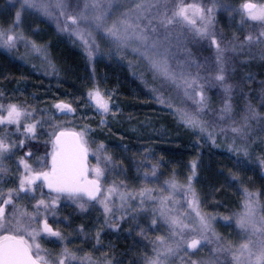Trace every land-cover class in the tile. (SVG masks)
Masks as SVG:
<instances>
[{
    "label": "snow or ice",
    "instance_id": "obj_1",
    "mask_svg": "<svg viewBox=\"0 0 264 264\" xmlns=\"http://www.w3.org/2000/svg\"><path fill=\"white\" fill-rule=\"evenodd\" d=\"M17 3L19 8L15 11L12 25L8 28L0 27V48L11 50L17 48L20 42H24L25 47L31 45L33 52H42L41 46L27 39L21 27L22 16L27 12L55 22L59 31L76 37L89 60L100 50L98 36L110 46H114L117 53H126L131 49L136 59L144 62L145 69L152 74L153 80H159L160 88H153V91L158 93L159 103L172 108L186 127L200 134L206 133L207 139L211 140L214 146L217 144V127L220 133L230 130L234 135L228 150L250 158L249 148L244 144L237 146L236 139L247 138L250 135L251 122L264 120V115L249 102L240 120L235 118L232 103L233 85L226 82V66H231L233 61L226 53L238 55L246 46L251 52V46L255 44L260 49L259 58L264 60V2L243 0L238 9L218 5L215 0L208 7L200 3H190L188 0H132L131 3L125 4H118L117 0H83L82 4L81 0H73L71 4L69 0H17ZM218 7H224L229 15L238 12L240 25L258 27V33L253 35L249 32L243 40L239 35L233 34L231 40L222 46L223 38L218 37L213 30ZM189 40H209L215 48L214 81L219 83L225 95L218 113V122L212 125L204 118L206 112L211 111L204 83H201L199 73L193 75L188 71L195 63L187 47ZM174 47H181L189 53L183 63L177 62L178 67L172 65ZM108 54L111 55V47ZM44 58L47 59V56ZM253 58L255 57L250 55L246 59ZM49 67L55 70L51 63ZM231 71L234 72L235 67H231ZM161 89H167V97ZM173 92L177 93L176 97L172 96ZM261 93L264 95V86ZM87 97L91 102L88 106L94 105L98 113L106 115L111 112V94L102 92L98 85L88 90ZM189 99L195 105L194 109L187 104ZM174 100H179L180 103H174ZM54 107L65 114L76 111L72 104L64 101L55 103ZM31 118L32 113L16 103H0V173L8 172L3 165L4 161L14 154L13 150L23 147L25 139L35 138L39 121L28 122ZM222 121H227L226 126L219 125ZM105 124L106 121L101 119L100 125ZM10 126H15L16 133H21L22 130L25 139L12 140L7 131ZM87 135V125L80 131L52 125V131L49 133L52 150L46 154L50 155V161L38 158L34 168L21 158L19 164L23 166L24 171L18 176V184L6 190L0 186V264H114V257L106 256L104 260H94L89 252L84 251L83 255H80L67 244H64L55 256L42 248L39 242L42 234L60 241L65 239L59 230L51 226L46 215L43 219L39 218L49 209L54 210L61 198L71 201L81 212L100 205L103 208V224L114 230L118 229L120 221L125 219L127 209L145 212L148 210L146 203L151 201V222L156 225L157 218L162 220L168 226V236H156L152 241L153 254L145 255L143 264H173L172 258L178 256L181 264H264V203H261L260 194L247 187L242 189L240 210L224 219L234 218L243 238L239 243L225 240L213 227L215 216L201 211L198 195L192 184L198 167L196 161L191 162V174L186 178L185 184L178 182L175 172L165 181L168 189L175 191L185 188L191 196L187 201L190 211L181 212L174 206L171 193L168 196H154V189L149 187L122 191L115 182L105 187L102 180L106 176L108 166L114 162L101 143L96 152L103 153V160L97 155L96 164L90 165ZM27 155L30 156L31 153ZM259 164L264 168V158L259 160ZM159 166L152 164V177H156ZM148 175L145 171V180ZM232 179L237 177L233 175ZM2 183L0 179V185ZM44 188L48 190L47 193L43 191ZM117 196L120 201L119 208L122 210L119 217L113 211ZM137 197L139 203L133 206L130 202ZM24 199L35 201L32 212L19 204V201ZM131 219L135 221L137 217L132 216ZM34 224L40 227H33ZM84 231V226L81 225L79 232ZM142 233L141 228L138 234ZM95 241L97 245L101 243V230L96 231ZM208 245L213 246L209 258H192L196 252ZM181 253L183 256H180Z\"/></svg>",
    "mask_w": 264,
    "mask_h": 264
},
{
    "label": "trees",
    "instance_id": "obj_2",
    "mask_svg": "<svg viewBox=\"0 0 264 264\" xmlns=\"http://www.w3.org/2000/svg\"><path fill=\"white\" fill-rule=\"evenodd\" d=\"M1 2L0 27L8 28L13 23L16 8L9 9L11 11L9 15ZM72 2L73 0H69V4ZM123 2L131 3L132 0H123ZM188 2L200 3L208 7L214 0H188ZM242 2L243 0H215L218 5L230 6L233 9H238ZM253 2L261 3L264 0H253ZM239 20L238 12L229 15L224 7L216 9L213 30L218 37L223 38L222 46L231 40L233 34L239 35L243 40L249 32L253 35L258 33V27L241 26ZM21 27L27 39L41 46L42 52H33L31 45L25 47L24 42H20L17 48L11 50L0 48V93H2L0 103L5 105L13 103L11 93L13 85L17 80H25L29 89L19 96L20 99L16 98L20 101L19 106L34 115V110L29 108L37 111L40 107L47 108L49 104L43 103L51 100L53 110L49 123L65 126L63 115L54 107L55 103L60 101L70 103L79 97L88 101V90L94 85H98L101 91L105 86L115 88L120 107L117 119H104L106 121L104 126L96 121L89 127L92 132L91 139L99 137L98 145L102 143L108 153L117 151L116 156L119 160L117 168L118 172L122 171V173L114 178L115 183L124 184V187L127 184L125 190L149 187L154 189V196H168L171 193L176 208L181 212L190 211L187 208V201L191 196L187 194V190L168 189L165 181L175 172L178 182L185 184L186 178L191 174V162L196 161L198 167L192 184L198 195L201 211L215 216L212 224L221 237L236 241L234 230H229L235 220L234 218L225 220L224 217L240 210L242 189L247 187L257 192L260 194L261 203H264V168L259 164V160L264 158V120L252 121L250 135L247 138L236 139L237 146L244 144L249 148L250 158H246L242 153L237 155L228 150L234 135L230 130L220 133L217 127V144L214 146L212 141L207 139L206 133L200 134L186 127L174 114L172 108L159 103L158 93L153 91V88H160L159 80L154 81L152 74L146 71L144 62L137 60L128 50L126 53H117L114 46H110L98 36L100 50L89 60L81 42L69 33L59 31L55 22L51 20L26 12L22 16ZM109 47H111V55L108 54ZM187 47L190 49L192 60L195 61L188 71L193 75L200 74L211 109L206 112L204 118L212 125L218 122V113L225 95L219 83L214 81L215 48L208 40L199 42L189 40ZM259 51V47L253 44L251 52L246 46L238 55L226 53V56L232 57L233 61L231 66H226L228 68L226 82L233 85L232 103L237 121L240 120L249 102L264 115V95L261 93V88L264 86L262 85L264 60L259 58ZM45 55L47 59L44 58ZM250 55L255 58L246 59ZM188 56L189 53L183 48L174 47L173 67H178L177 62L183 63ZM49 63L55 66L54 71L49 67ZM231 67H235L234 72L231 71ZM107 81L109 83H106ZM161 90L167 97V89ZM176 95L177 93H172L173 97ZM173 102L180 103L179 100ZM186 102L190 107L195 108L192 100ZM226 124L227 121L219 122L220 126ZM51 128L47 125V132H51ZM7 131H11V127ZM46 147L47 142L41 143L35 138V142L27 141L21 151L31 150L42 155ZM154 163L160 165L156 177L151 176ZM145 171L149 173L147 180L144 179ZM233 175L237 179L233 180ZM130 203L133 206L137 205L139 198ZM145 207L148 209L145 212L132 210V213H127L129 217L120 221L119 228L115 230L105 226L104 217L99 215L96 226L88 225L84 227V233H80V219L74 217L68 231L74 233V238L67 242L72 249L77 246L74 251L78 254L83 255V252L87 251L94 260H104L107 256L115 258L114 264H143L145 255L153 254L152 241L156 236H168V226L162 220L157 218L156 225L151 222L152 202H147ZM64 214L66 217L69 215L73 217V213ZM132 216H136L137 219L133 221ZM141 228L143 233L138 234ZM97 230H101V243L98 245L95 241ZM83 243L85 248H81ZM211 247L213 246L208 245L196 252L192 258L202 260L209 258ZM180 256H183V253ZM172 262L181 264L179 256L173 257Z\"/></svg>",
    "mask_w": 264,
    "mask_h": 264
},
{
    "label": "rangeland",
    "instance_id": "obj_3",
    "mask_svg": "<svg viewBox=\"0 0 264 264\" xmlns=\"http://www.w3.org/2000/svg\"><path fill=\"white\" fill-rule=\"evenodd\" d=\"M1 5H3L7 10H8V14H11V9H17L19 8V4L17 3V0H0ZM118 4H124L123 0H117ZM14 5V6H13ZM10 9V10H9ZM15 17V13L13 15V19ZM209 41V40H208ZM128 51L130 52L131 55H133L131 53V49H128ZM106 77V76H105ZM107 78V77H106ZM117 78V77H116ZM106 83H109L108 81ZM26 89L28 88V84L26 83L25 80H17L15 82V84L12 87V97H13V103L19 102L17 101L19 98L20 99V95L23 94V92L26 91ZM106 94H111V101L109 104V107L111 109V112L104 115L101 113H98L97 110L95 109V106H91L89 107L88 104L91 103L90 101L87 100H83L81 97L77 98L76 100L70 102V104H72V106L76 109V111L74 113L71 114H65L62 113L63 115V119L65 121L66 124H64L65 126H61L70 130H75V131H80L81 129H83L85 127V125L88 126V135L87 138L89 140V148H90V152H89V163L90 165H95L96 164V156L100 155L101 156V160H103V153H97L96 149L98 146V138L96 137L95 139H91V130H89L90 128V124H94L96 121L99 124L101 119H110V120H116L119 113H120V107H119V103L118 100L116 98V90L115 88L111 87V86H105L103 91ZM51 100H47L46 104L49 106H46L47 108L40 107V110L37 111V109L34 108H29V109H33L34 110V115L32 113V118L31 120H29L28 122H32V120L35 121H39V124L37 126V131H36V136L35 138H37V140H40L41 143H43L44 141L47 142V147H46V151L44 152L43 155H39L37 156V154L34 153V151L32 152L31 150H25V151H21V147H17L13 150L14 154L7 160L4 161V167H6L8 169V172L6 173V176H2L3 173H0V179H4L7 180V182H11V179L14 180L15 178H17L18 181V176L23 173L24 169L23 166L19 164V160L21 158H24L32 167H36L37 164V159L38 158H44L50 161V155H46L49 154L52 150V145L51 143H49L50 140V136L49 133L46 130V126L49 125V127L51 128L52 125L49 123V119H51V115H52V111L53 108H51ZM28 108V107H27ZM51 108V109H50ZM40 111V112H39ZM114 113V115H113ZM39 115V116H38ZM11 127V131H8V133L10 134V138L12 140H17V139H25L24 136L22 135V130L21 133H16L15 132V126H10ZM52 130V128L50 129V131ZM47 132V133H46ZM98 136V135H96ZM35 138H27L25 139L24 145L27 141L30 142H35ZM43 141V142H42ZM110 148V147H109ZM105 151L107 152V150L105 149ZM31 153L30 156L27 155V153ZM108 155H110L112 157L113 160V164L109 165L107 170H106V176L105 178L102 180V184H104L105 187H107L108 185H110L112 182L114 181V178L117 177L118 175H120V173H122V171H120V173L118 172V157L116 156L117 151H113L108 153ZM4 180L2 185V187L5 188V190L8 187H12L11 185H9L7 182H5ZM16 180V179H15ZM39 183V182H38ZM121 187V190H125L124 184H118ZM127 186V184L125 185ZM43 191L45 193L48 192V190L46 188L43 189ZM37 197L39 198V191H37L36 193ZM45 199H47V196L44 197ZM35 201L29 200V199H24L22 201H19V204L22 207H26L27 210L29 212H32L33 209V205H34ZM119 197H115V207L113 208V211L116 212L117 217H119L118 213H121V209L119 208ZM53 211H55V215H53ZM238 212V210L236 211ZM235 212V213H236ZM64 213H73V217L69 215V217H66ZM127 213H132V209L129 208L127 209ZM47 216V219L49 221V223L51 224V226L56 229L59 230L62 234V236L65 237V239L63 241L58 240L55 237H47L46 234H42L40 237V243L42 248L48 250V252L50 254H52L53 256H55L57 253L60 252L61 248L63 247L64 244H67L68 247L74 251L75 248H77V246L74 247V249H72V247L68 244V240H71L72 238H74V233L72 232H68L70 230L71 227V223L72 220L74 219V217H78L80 219V224L83 225L84 227L88 226V225H92V226H96L97 225V220L99 218V215L101 217L103 216V208L100 205H95V207H89L87 211L85 212H81L75 204H73L71 201L61 198V200L58 202L57 207L53 210V209H49L47 211V213H42L41 216L39 217L40 219H43L44 216ZM96 215L98 216L96 218ZM128 215H125V219L126 220L128 217ZM67 218V219H66ZM103 219V218H100ZM33 227H40V225H36L34 224ZM238 229L236 227V224L233 223L232 227L229 228V230H234L235 234H236V243H239L242 238H243V234L240 233L239 229L238 231L235 230ZM71 234V235H69ZM84 243L81 245V248H85V246H83ZM95 247V244H94Z\"/></svg>",
    "mask_w": 264,
    "mask_h": 264
},
{
    "label": "flooded vegetation",
    "instance_id": "obj_4",
    "mask_svg": "<svg viewBox=\"0 0 264 264\" xmlns=\"http://www.w3.org/2000/svg\"><path fill=\"white\" fill-rule=\"evenodd\" d=\"M42 148H43V147H42ZM20 149H22V147H21ZM34 153L37 154L35 151H34ZM41 153H43V152H41ZM39 155H41V154H37V156H39ZM42 155H43V154H42ZM3 175L6 176V173H3L2 176H3ZM15 179H16V180H15ZM15 179H14V180L11 179V182H9V183L7 182V180H4V179H2V180H4L5 182H7V183H8L9 185H11L12 187H15V186L18 184L17 178H15Z\"/></svg>",
    "mask_w": 264,
    "mask_h": 264
}]
</instances>
